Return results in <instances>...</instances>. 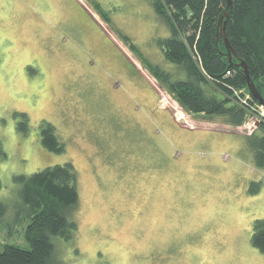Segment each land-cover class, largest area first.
Masks as SVG:
<instances>
[{"label": "rangeland", "instance_id": "374dc122", "mask_svg": "<svg viewBox=\"0 0 264 264\" xmlns=\"http://www.w3.org/2000/svg\"><path fill=\"white\" fill-rule=\"evenodd\" d=\"M96 1L108 22L90 0H0L7 218L19 202L15 175L69 161L79 205L75 236L53 240L63 264H264L250 243L253 221L264 219V169L244 138L260 115L233 127L184 112L119 37L176 74L155 44L170 30L150 0ZM42 120L63 151L42 146ZM27 221L5 222L0 250L28 246Z\"/></svg>", "mask_w": 264, "mask_h": 264}, {"label": "trees", "instance_id": "16d2710c", "mask_svg": "<svg viewBox=\"0 0 264 264\" xmlns=\"http://www.w3.org/2000/svg\"><path fill=\"white\" fill-rule=\"evenodd\" d=\"M226 1L150 0L156 15L170 30L168 37L155 39V44L164 60L176 66V74L142 56L129 36L120 34L119 37L184 112L202 114L208 119L221 116L225 124L240 127L248 122L251 113L234 100L233 88L243 93L248 91L244 73L235 66L238 60L246 63L250 78L264 97V0H231L225 23L226 37L235 52L231 60L217 26ZM90 2L96 13L108 22L99 2ZM17 114L22 119L18 129L25 133L26 115ZM39 135L46 149L64 150L50 122L40 121ZM244 138L252 152L253 164L264 169V115H260L255 129ZM14 181L18 184L19 202L7 218V205L0 200V228L8 220L22 223L27 219L24 239L28 246L4 244L0 264H63L56 256L53 240H71L77 230L73 212L78 208L79 199L73 164L67 161L46 166L29 175H15ZM250 243L264 253V219L253 221Z\"/></svg>", "mask_w": 264, "mask_h": 264}, {"label": "water", "instance_id": "95a60500", "mask_svg": "<svg viewBox=\"0 0 264 264\" xmlns=\"http://www.w3.org/2000/svg\"><path fill=\"white\" fill-rule=\"evenodd\" d=\"M230 6H231V0H227L226 1V7L219 14L218 20H217V26L220 28L221 36L223 39V43L227 49V55H228L229 60H231L232 56H235V52L232 49V47H231V45H230V43L226 37V34H225V23H226V18H227L228 13H229ZM235 66L239 67L242 70V72L244 73V77H245V81H246V87H247V90L250 93L251 97L258 104H260L262 107H264V97L258 91L253 80L250 78L246 63L242 60H238L235 64Z\"/></svg>", "mask_w": 264, "mask_h": 264}, {"label": "built area", "instance_id": "2783aa9c", "mask_svg": "<svg viewBox=\"0 0 264 264\" xmlns=\"http://www.w3.org/2000/svg\"><path fill=\"white\" fill-rule=\"evenodd\" d=\"M194 57H195V59L199 60V57H197V56H194ZM232 90H233V95L235 97V99H234L235 102L238 105L246 108L249 111V113H251V117L253 115L256 116L258 114L262 115V116L264 115L263 107L261 105H259L258 103L253 102L252 97H251V95H250V93L248 91L246 93L245 92L243 93L242 90H238V89H235V88H233ZM160 104L161 105L169 104V101H168V99H167V97L165 95H161ZM171 106L174 109H177L175 105L171 104Z\"/></svg>", "mask_w": 264, "mask_h": 264}, {"label": "crops", "instance_id": "0c3cea01", "mask_svg": "<svg viewBox=\"0 0 264 264\" xmlns=\"http://www.w3.org/2000/svg\"><path fill=\"white\" fill-rule=\"evenodd\" d=\"M95 15V14H94Z\"/></svg>", "mask_w": 264, "mask_h": 264}]
</instances>
